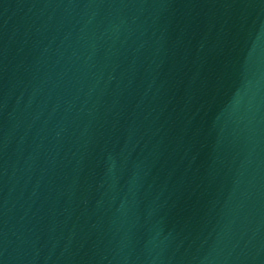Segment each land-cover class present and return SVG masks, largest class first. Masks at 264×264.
Masks as SVG:
<instances>
[{"label": "water", "instance_id": "95a60500", "mask_svg": "<svg viewBox=\"0 0 264 264\" xmlns=\"http://www.w3.org/2000/svg\"><path fill=\"white\" fill-rule=\"evenodd\" d=\"M0 264H264V0H0Z\"/></svg>", "mask_w": 264, "mask_h": 264}]
</instances>
